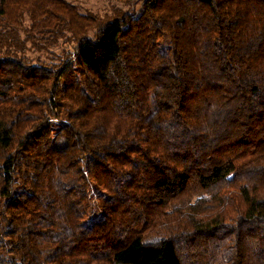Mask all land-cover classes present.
<instances>
[{"label": "trees", "instance_id": "trees-1", "mask_svg": "<svg viewBox=\"0 0 264 264\" xmlns=\"http://www.w3.org/2000/svg\"><path fill=\"white\" fill-rule=\"evenodd\" d=\"M86 1L0 0V264H264V0Z\"/></svg>", "mask_w": 264, "mask_h": 264}, {"label": "rangeland", "instance_id": "rangeland-1", "mask_svg": "<svg viewBox=\"0 0 264 264\" xmlns=\"http://www.w3.org/2000/svg\"><path fill=\"white\" fill-rule=\"evenodd\" d=\"M141 0H138L135 4V8L137 11L140 10ZM112 6H121L120 3L115 2L113 0H89L83 3L81 6L83 10H88L92 12H96L97 14L108 13L111 10ZM122 7V6H121ZM70 49L68 46H64V48ZM100 212L97 208H94L92 213L87 217L86 223H91L93 221L100 219Z\"/></svg>", "mask_w": 264, "mask_h": 264}]
</instances>
